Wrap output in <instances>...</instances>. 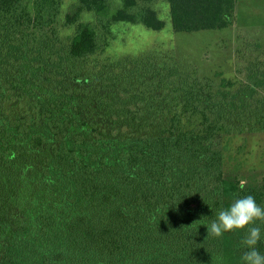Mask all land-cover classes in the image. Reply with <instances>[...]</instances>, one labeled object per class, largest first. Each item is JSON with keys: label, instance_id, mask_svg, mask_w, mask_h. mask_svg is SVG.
Masks as SVG:
<instances>
[{"label": "trees", "instance_id": "obj_1", "mask_svg": "<svg viewBox=\"0 0 264 264\" xmlns=\"http://www.w3.org/2000/svg\"><path fill=\"white\" fill-rule=\"evenodd\" d=\"M237 3L0 0V264H241L246 230L206 226L264 206L220 147L264 133V45L239 30L228 78L120 35L228 29Z\"/></svg>", "mask_w": 264, "mask_h": 264}, {"label": "rangeland", "instance_id": "obj_2", "mask_svg": "<svg viewBox=\"0 0 264 264\" xmlns=\"http://www.w3.org/2000/svg\"><path fill=\"white\" fill-rule=\"evenodd\" d=\"M31 2L32 0H28ZM73 0H66L72 2ZM243 30L264 45V0H238L236 23L224 30L173 32L168 20L162 31H151L142 25H122L120 35L125 50L154 43L173 47L184 64H194L203 74L233 78L236 76L237 34ZM225 170L247 185L264 184V133L226 135L220 140Z\"/></svg>", "mask_w": 264, "mask_h": 264}, {"label": "clouds", "instance_id": "obj_3", "mask_svg": "<svg viewBox=\"0 0 264 264\" xmlns=\"http://www.w3.org/2000/svg\"><path fill=\"white\" fill-rule=\"evenodd\" d=\"M256 221L264 222V206L258 205L255 197L249 194L235 199L228 208L219 209L215 219L206 226L207 236L220 238L225 233L246 230L241 244L248 250L241 256V264H264V254L256 248L261 240V228Z\"/></svg>", "mask_w": 264, "mask_h": 264}]
</instances>
